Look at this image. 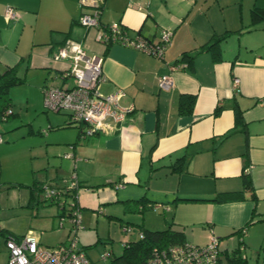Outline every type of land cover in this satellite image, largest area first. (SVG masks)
Returning <instances> with one entry per match:
<instances>
[{
  "label": "crops",
  "instance_id": "crops-1",
  "mask_svg": "<svg viewBox=\"0 0 264 264\" xmlns=\"http://www.w3.org/2000/svg\"><path fill=\"white\" fill-rule=\"evenodd\" d=\"M65 1L69 9L59 17L52 14L44 26L42 0H0V72L16 66L23 82L27 75L36 82L41 98L44 86H69L72 79L59 77L67 62L52 56L71 38L88 56H103L100 93L123 90L119 104L133 110L119 126L106 123L90 136L70 123L66 111L49 112L47 127L37 131L44 144L38 167L30 163L24 179L12 184L24 186L29 201L45 185L64 187L74 172L81 214L110 212L118 204L124 209V201L145 196L147 203L163 204L170 216L161 228L171 222L197 245L214 235L223 258L234 252L244 255V264H253L252 255L255 264H264V20L251 25L250 16L253 7L264 8V0H97L101 25L119 23L131 37L150 40H157L161 29L170 30L162 58L96 41L97 27L78 22L82 12L93 11L95 0L85 9L78 0ZM8 5L17 18L7 22ZM227 31L219 54L202 51L191 64L181 60ZM172 65H178L172 88L161 89L157 76L170 73ZM237 111L241 119L235 126ZM175 163L182 168L172 170ZM2 168L0 156V179ZM243 174L251 181L248 187ZM219 196L226 199L214 200ZM179 198L203 201L173 202ZM60 199L74 201L67 195ZM108 214L119 218L116 211ZM150 219L142 217L141 225L155 229ZM128 239L123 235L120 241Z\"/></svg>",
  "mask_w": 264,
  "mask_h": 264
},
{
  "label": "built area",
  "instance_id": "built-area-1",
  "mask_svg": "<svg viewBox=\"0 0 264 264\" xmlns=\"http://www.w3.org/2000/svg\"><path fill=\"white\" fill-rule=\"evenodd\" d=\"M88 0H79L81 6L87 5ZM92 12H82L78 22L87 27H97L96 41L108 45L119 43L129 46L157 58H162L166 47L170 44L172 32L161 29L157 40H150L142 35L131 37L128 30L119 23L108 25L100 24V8L94 2ZM6 21L15 20L17 13L12 6L4 9ZM54 61H66L67 66L61 70V79L70 78L72 84L67 86L47 85L42 88V101L46 110L52 112L66 111L69 113V120L72 125L81 129L83 136H90L103 129V125L110 123L114 126L122 124L133 106H122L119 100L124 96V91L119 89L113 93L102 94L99 91L100 83L105 79L102 72L103 56H88L82 44L74 39L68 38L64 44L53 54ZM178 68V65L170 66V73L157 76L158 86L161 89L172 88L173 81L171 73ZM238 84V79H234ZM12 114L11 107L0 111V122L7 120ZM45 131V130H43ZM3 136L0 131V142ZM71 157V154H66ZM79 188L78 180L73 172L68 183L64 187L43 186L44 198H58L61 206L65 207L64 215L60 216L61 221L67 219L70 223L68 234L72 238L57 244L48 249L44 248L39 237L31 232L22 235L6 234L4 243L7 249L5 264H93L83 248L78 247L76 232L81 224V210L74 201L61 202V196L74 193ZM65 204V205H64ZM64 219V220H63ZM126 236L134 231L132 226L122 228ZM245 229L242 230V233ZM139 233V232H138ZM143 234L140 232L139 236ZM240 251L244 249L240 245ZM110 252H103L100 259L109 260ZM241 259H245L241 255ZM109 264V263H107ZM144 264H226L221 260V253L218 240L210 235L209 241L203 245L185 244L183 246H170L161 250L153 249L151 256Z\"/></svg>",
  "mask_w": 264,
  "mask_h": 264
},
{
  "label": "rangeland",
  "instance_id": "rangeland-1",
  "mask_svg": "<svg viewBox=\"0 0 264 264\" xmlns=\"http://www.w3.org/2000/svg\"><path fill=\"white\" fill-rule=\"evenodd\" d=\"M101 1L95 0V3L101 6ZM68 9L69 4L65 0H42L41 24L47 26L50 17L52 19V14L59 17ZM18 35L15 34L16 37ZM18 73L21 75V72ZM29 78L30 76L27 75L23 83L10 88L9 107L12 109V114L8 120L0 122V131L3 136V141L0 143L4 146L0 149L3 161L0 179V230L17 234L21 231L31 232L39 237L44 248L50 249L72 238V233L68 234L69 221L63 219L64 221L60 224V218L56 214L57 207L55 204H50L48 199H44L42 189L37 191L38 196L29 198V203L25 197V187L20 184L12 185L13 181L24 179L23 175L25 172L27 174L28 169L32 167L30 163L33 162L34 167H38V156L40 157L44 144L40 140L43 135L38 134L37 131L47 127L45 116L52 114L49 113L52 111L46 110L42 105L36 82L30 81ZM41 162L42 159H40ZM117 206L115 210L111 207L110 212L105 208L102 212L83 210L81 214V224L76 232L78 247L84 249L93 264L109 263L110 260L100 259L103 252H110L111 256L121 253L123 243L120 238L124 234L120 225L130 224L137 230L138 225H141V218L145 217L151 218L150 222L155 229H162L163 219L168 216L162 208L158 211L147 208L142 212H125L121 204ZM114 211L118 213L116 215L119 218H113L111 214H108ZM50 220H53V223H49ZM130 236L134 238L135 232H132ZM126 237L128 238L129 235ZM6 259L4 235L0 234V264H5ZM249 262L255 264L256 257L252 255Z\"/></svg>",
  "mask_w": 264,
  "mask_h": 264
},
{
  "label": "trees",
  "instance_id": "trees-1",
  "mask_svg": "<svg viewBox=\"0 0 264 264\" xmlns=\"http://www.w3.org/2000/svg\"><path fill=\"white\" fill-rule=\"evenodd\" d=\"M101 7V6H100ZM251 16V25H256L260 21L264 20V8H258L253 7L250 12ZM230 34V31H227L221 35L212 36L207 42H205L203 45H201L197 50L194 52H185L182 56L181 60H185L187 64H191L194 57L199 54L202 51H210L212 53L219 54V44L227 38V36ZM23 82V78L20 77L17 74V68L16 66L9 67L5 69L4 71L0 72V111L4 110V108L9 107V90L11 87L19 85ZM191 98V103L193 102ZM183 105V103H181ZM217 111V110H216ZM215 111V112H216ZM10 116L7 118L9 119ZM241 114L240 112L235 113V126L240 122ZM2 133V132H1ZM184 157L177 158V161H183ZM176 161V162H177ZM180 164V163H179ZM183 164L180 165H173L172 170H180L182 168ZM245 179L244 187H248L250 185V179L248 175L243 174ZM14 185V184H12ZM16 185V184H15ZM79 185V183H78ZM67 196L71 197L72 200H74V193L67 194ZM252 198H255L254 195H252ZM47 199V198H44ZM226 198L224 197H217L214 200H220L223 201ZM50 201V204H56L59 207V217L64 215L65 207L61 206L59 203L58 198H48ZM148 199L143 196L138 199L134 200H126L124 201V210L127 212H134L139 211L142 212L145 209L153 208L154 210L158 211L161 207L162 209H165L163 207V204L159 203H147ZM176 201H184V202H190V201H203V199H195V198H179L175 199L173 202ZM32 202V201H31ZM75 202V200H74ZM30 203V200H29ZM77 204V202H75ZM264 220V218H262ZM121 228L126 226H131L130 224H123L120 225ZM139 228L135 231V237H131L129 235L128 241L125 240L122 245V251L119 255L116 256H110L109 258V264H144L148 258L151 256L153 249L161 250L164 248H168L170 246H183L185 244H192L188 241H186L185 235L182 230H177L175 228H172V223L168 222L166 224V227L162 229H149L145 228L142 225H138ZM245 229V227H242L239 229L240 235H243L242 230ZM123 232V231H122ZM141 232L143 235L139 236V233ZM0 234L6 235V234H14L11 232H6L4 230H0ZM123 234L126 236V234L123 232ZM17 235V234H15ZM197 245V244H194ZM221 260L223 263L226 264H244L245 261L241 259L239 256L234 255V252L230 253V255L225 254L224 258L221 256Z\"/></svg>",
  "mask_w": 264,
  "mask_h": 264
}]
</instances>
